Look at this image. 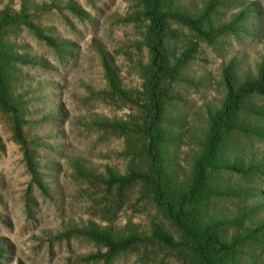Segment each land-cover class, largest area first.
I'll return each instance as SVG.
<instances>
[{"label":"rangeland","instance_id":"1","mask_svg":"<svg viewBox=\"0 0 264 264\" xmlns=\"http://www.w3.org/2000/svg\"><path fill=\"white\" fill-rule=\"evenodd\" d=\"M212 1L164 0L162 10L197 20ZM218 1L201 33L170 22L165 39L171 65L191 55L166 82L163 120L170 170L184 189L227 96V74L237 87L256 80L264 63V0ZM145 8L142 0H0V12L23 11L55 43L24 20L6 37L27 60L13 87L27 145L15 140L13 116L0 112V264H192L146 185L119 192L110 184L147 170ZM217 161L209 178L217 196L201 216L222 224V240H243L240 264H264L263 96L243 101ZM108 239L131 244L112 255Z\"/></svg>","mask_w":264,"mask_h":264},{"label":"trees","instance_id":"2","mask_svg":"<svg viewBox=\"0 0 264 264\" xmlns=\"http://www.w3.org/2000/svg\"><path fill=\"white\" fill-rule=\"evenodd\" d=\"M142 1L146 7L145 16L150 22L147 41L152 55L150 72L145 84L146 117L141 129L143 138L147 140L144 154L147 170L143 173H133L125 179H112L110 184L117 185L119 192L135 181L146 185L158 209L166 219L172 222L181 233L184 243L188 245L193 254L192 264H240L243 240H222V224L204 221L201 213L206 204L217 196L210 186V174L211 171L219 169L217 160L223 151L227 135L238 127V115L243 101L251 95L264 97V63L256 80L244 82L237 87L231 84L230 75L227 74V96L222 107L210 116L205 151L196 160L189 186L184 189L176 182L170 170L167 156L168 138L163 120L167 102L172 99L171 89L166 82L172 83L176 80L184 59L191 55L188 51L180 62L171 65L165 39L170 22L201 33L203 22L209 18L219 1L213 0L205 13L197 20L190 19L180 12H164L162 10L164 0ZM26 19L27 16L23 11L20 14H12L7 9L0 12V112L13 116L14 137L23 147L27 145L22 134L20 119L24 113L23 103L14 94L13 87L17 81L16 67L18 64L27 63V60L15 53L14 47L8 44L6 37L9 28L22 20L25 21V25L35 29L34 25L26 22ZM35 30L41 39L46 40L50 46H55L53 39L46 37L42 31ZM228 30H231L230 26L212 31L217 34ZM108 78L114 82L115 71L109 69ZM159 238L163 239L162 236ZM108 242L112 255L118 250L129 248L131 244L130 240L117 243L108 239ZM165 242L171 244L169 239ZM4 255L5 250L0 246V259Z\"/></svg>","mask_w":264,"mask_h":264}]
</instances>
